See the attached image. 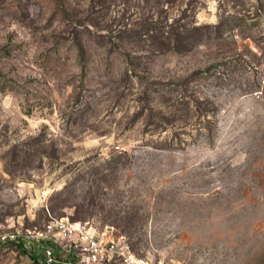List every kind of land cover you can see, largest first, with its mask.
Instances as JSON below:
<instances>
[{
	"label": "rangeland",
	"instance_id": "rangeland-1",
	"mask_svg": "<svg viewBox=\"0 0 264 264\" xmlns=\"http://www.w3.org/2000/svg\"><path fill=\"white\" fill-rule=\"evenodd\" d=\"M50 215L264 264V0H0V234Z\"/></svg>",
	"mask_w": 264,
	"mask_h": 264
},
{
	"label": "built area",
	"instance_id": "built-area-1",
	"mask_svg": "<svg viewBox=\"0 0 264 264\" xmlns=\"http://www.w3.org/2000/svg\"><path fill=\"white\" fill-rule=\"evenodd\" d=\"M31 254L24 264H163L137 255L124 234L90 221L51 216L35 228L11 227L0 234Z\"/></svg>",
	"mask_w": 264,
	"mask_h": 264
},
{
	"label": "crops",
	"instance_id": "crops-1",
	"mask_svg": "<svg viewBox=\"0 0 264 264\" xmlns=\"http://www.w3.org/2000/svg\"><path fill=\"white\" fill-rule=\"evenodd\" d=\"M0 264H24L31 261V254L14 243H0Z\"/></svg>",
	"mask_w": 264,
	"mask_h": 264
}]
</instances>
